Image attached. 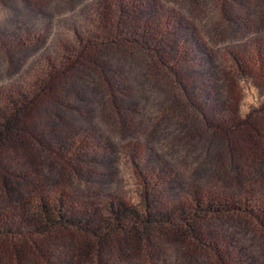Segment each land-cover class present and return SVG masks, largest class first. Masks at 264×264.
Segmentation results:
<instances>
[{
	"label": "trees",
	"instance_id": "obj_1",
	"mask_svg": "<svg viewBox=\"0 0 264 264\" xmlns=\"http://www.w3.org/2000/svg\"><path fill=\"white\" fill-rule=\"evenodd\" d=\"M163 6L161 0H93L58 21L65 39L53 43L51 58L0 87V264H264V105L238 115L232 86L252 79L264 90V49L249 45L246 60L216 52L223 59L225 102L235 109L222 117L206 102L207 88L194 85L200 74L188 65L194 39L179 32L185 25ZM20 30L14 38L29 33ZM127 51L140 55L145 79L163 80L170 89L162 115L187 110L199 128L192 137L206 135V156L227 165L185 183L175 205L164 206L162 183L150 175L141 176L148 192L136 205L74 193L89 195L87 167L98 162L100 147L92 133L68 127L58 111L78 116L90 80L111 120L122 122L120 78L111 62ZM234 225L260 244V258L223 233Z\"/></svg>",
	"mask_w": 264,
	"mask_h": 264
},
{
	"label": "rangeland",
	"instance_id": "obj_2",
	"mask_svg": "<svg viewBox=\"0 0 264 264\" xmlns=\"http://www.w3.org/2000/svg\"><path fill=\"white\" fill-rule=\"evenodd\" d=\"M91 1L0 0V39L6 45L0 47V87L15 81L37 62L51 58L55 54L53 43L65 39L58 21L70 20ZM161 2L173 19L185 25L179 32L191 36L196 43L188 62L194 72L200 73L194 85L207 88L206 102L218 115L231 117L235 109L225 102L223 59L216 52L228 50L238 56L243 54L246 60L250 46L264 49V0ZM220 4L223 12L218 10ZM220 14H223L221 20L218 19ZM23 29H29V33L21 32L14 38V34ZM111 63L120 78L118 96L124 107L122 122L111 120L103 108L102 93L90 80L82 87L84 100L78 116L58 111L66 118L68 127L92 133L100 147L96 155L98 162L87 167L86 176L93 183L89 195L75 188L76 195L98 201L123 197L134 205L140 204L148 192L145 190L148 184L141 176L149 180L150 175L152 180L162 183L158 197L164 206H171L180 201L185 183L201 182L217 169L227 170L223 158L212 161L206 156L203 150L209 142L206 135L199 132L201 139L192 137L191 133L198 135L199 128L195 131V123L187 110L162 115L168 110L170 89L163 80L156 83L145 79V65L140 55L127 51L117 54ZM232 86L238 99V115L245 116L264 105V90L256 81L241 79ZM146 118L155 124L148 126ZM144 163L146 169L141 167ZM50 175L55 179L59 173L53 171ZM223 233L234 235L246 251L261 257L260 244L250 239L244 227L228 226Z\"/></svg>",
	"mask_w": 264,
	"mask_h": 264
}]
</instances>
